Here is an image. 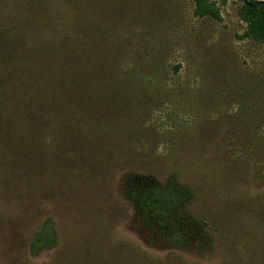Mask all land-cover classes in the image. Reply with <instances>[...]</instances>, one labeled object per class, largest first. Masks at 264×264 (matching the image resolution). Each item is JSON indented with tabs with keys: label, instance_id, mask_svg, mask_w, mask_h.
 <instances>
[{
	"label": "rangeland",
	"instance_id": "rangeland-1",
	"mask_svg": "<svg viewBox=\"0 0 264 264\" xmlns=\"http://www.w3.org/2000/svg\"><path fill=\"white\" fill-rule=\"evenodd\" d=\"M210 1L221 20L195 17L194 0L78 2L89 5L82 31L112 35L105 41L112 59L93 62L79 52L80 62L60 65L84 101L69 108L70 140L59 128L66 111L49 110L51 91L31 101L30 120L3 114L14 125L6 137L0 123V264H223L239 251L262 256L264 43L239 40L241 1ZM106 96L118 107L136 105L108 115L102 136L87 118L107 109ZM96 149L113 164H102ZM171 170L191 196L160 227L131 192L165 184ZM177 214L198 220L204 238L182 239ZM40 231L53 240L47 247L34 246Z\"/></svg>",
	"mask_w": 264,
	"mask_h": 264
},
{
	"label": "trees",
	"instance_id": "trees-1",
	"mask_svg": "<svg viewBox=\"0 0 264 264\" xmlns=\"http://www.w3.org/2000/svg\"><path fill=\"white\" fill-rule=\"evenodd\" d=\"M82 1L84 0H0V123L3 125V133L6 137L9 136L14 122L5 123L3 114L7 113L8 118L13 121H16L13 116L15 114L20 120L22 118L30 120L33 113L29 112L31 101L34 102V99L42 101L44 93L51 91L55 95L46 100L49 110L51 111L54 107L62 113L66 111L68 120L63 121L59 128L62 131V140L63 138L65 141L70 140L72 128L67 122L74 121V114L69 111V108L72 106L82 108L83 105L79 103L84 101L79 91L74 92L77 82L72 85L73 75L70 72L63 73V70L59 69L60 65L64 61L69 62L74 59L80 62L83 57L79 58L77 55L79 52H83L84 56H88L93 62L99 63V58L112 59L111 53H108L112 44L105 42L112 35L98 32L87 33L88 31L81 30L85 27L83 15H88L89 11L88 4L78 9V2ZM239 1L242 2L239 18L246 25L239 40L264 43V6L250 8L244 4V0ZM194 5L195 17L221 20L220 9L216 3L210 0H194ZM69 13H75V15L67 19ZM65 20L67 22H64ZM48 31L52 35L51 41L42 38V35L46 36L45 32ZM97 52L102 53L97 56ZM98 66L104 73L107 66L104 70L101 64H95V68ZM72 67L76 68L75 65ZM82 67L86 72V65L83 66L82 63ZM89 72L92 75L97 74L95 69H89ZM118 78L121 77L116 74V79ZM123 89L126 90L125 87ZM111 98V96L108 98L106 96L110 102L107 109L99 108L94 118L93 116L87 118L102 136L107 134L105 130H99V127L100 124L109 123L108 115L117 113V109L133 108L136 105L132 99L124 103L123 107L121 105L118 107L112 104L113 99ZM138 110L139 107L134 109L130 113V118L136 117ZM25 123L29 127L26 121ZM101 150L98 149L97 152L102 157V164L108 163L107 160L112 165L113 161ZM124 159L126 157L120 160L124 161ZM129 163L132 165L133 160H129ZM176 174V171H173L170 180L165 184H148L131 192L133 202L139 212L155 220L160 227H168L167 223L174 217L172 214H176L191 196L187 189L176 182ZM175 216L177 218L174 222L184 224L182 239L191 237L193 234L197 238H204L205 232H200L198 220L180 214ZM52 241L43 231H40L34 238V246L47 247ZM250 247L254 250L252 246ZM242 249L249 250V245H245ZM247 254V256L242 255L239 251L231 259L224 258L222 263L264 264V250L262 256H258L257 259L253 258L249 252Z\"/></svg>",
	"mask_w": 264,
	"mask_h": 264
},
{
	"label": "water",
	"instance_id": "water-1",
	"mask_svg": "<svg viewBox=\"0 0 264 264\" xmlns=\"http://www.w3.org/2000/svg\"><path fill=\"white\" fill-rule=\"evenodd\" d=\"M244 4L250 8H256L259 6H264V0H255L251 2L250 0H244Z\"/></svg>",
	"mask_w": 264,
	"mask_h": 264
}]
</instances>
